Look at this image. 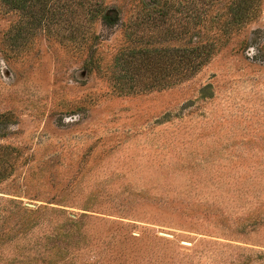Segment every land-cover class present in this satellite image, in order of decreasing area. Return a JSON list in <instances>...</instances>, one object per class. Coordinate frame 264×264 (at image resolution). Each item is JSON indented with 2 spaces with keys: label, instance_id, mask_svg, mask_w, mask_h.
Here are the masks:
<instances>
[{
  "label": "rangeland",
  "instance_id": "rangeland-1",
  "mask_svg": "<svg viewBox=\"0 0 264 264\" xmlns=\"http://www.w3.org/2000/svg\"><path fill=\"white\" fill-rule=\"evenodd\" d=\"M104 2L95 43L0 3V264H264V0ZM144 2L168 48L117 61Z\"/></svg>",
  "mask_w": 264,
  "mask_h": 264
},
{
  "label": "trees",
  "instance_id": "trees-1",
  "mask_svg": "<svg viewBox=\"0 0 264 264\" xmlns=\"http://www.w3.org/2000/svg\"><path fill=\"white\" fill-rule=\"evenodd\" d=\"M76 1V2H75ZM261 0H231L230 6H228V14H230L229 28L233 30V32L238 33L243 26L251 19H253L260 6ZM72 2V8L70 13L72 12V27H74V36L70 37V39L74 38L77 34L78 27L82 26L80 18L86 19V28L84 29V35H88L89 39H92L90 42L95 43L97 35L93 33L92 30H89V25L92 26V23L95 20L101 21L106 25H111L114 21L113 18L107 13V10L110 8L108 4L104 2V0H69V3H66V0L61 4L60 1L56 0H0V3L7 9L18 12L21 17H30L32 21H36L37 25L47 32V34H52L54 31L51 30V25H55L56 21L61 19V22L65 20L66 11H68V7ZM76 3V4H75ZM71 7V6H70ZM70 9V8H69ZM140 15L137 16L134 21V27L138 28L135 32L127 35L131 38V44L128 45L117 53V61L119 60V55H128L130 57H137L141 59V61L151 60L153 53L159 51H166L167 46H163L162 48H157L153 46V40L151 37L153 36L152 32H150L151 24L155 22L157 17L160 16L162 20V15L165 12L162 10L155 9L154 5H150L149 3H143ZM74 15V16H73ZM19 22H22L19 21ZM90 26V27H91ZM73 28L71 30V33ZM80 32V31H79ZM165 31L163 29L161 34H164ZM21 35V32H18V29L15 33L12 34L11 39L16 40ZM71 35V34H70ZM133 38H132V36ZM94 39V40H93ZM213 47L212 44L205 46L201 43L195 44L194 46H188V54L180 60L186 63H192L194 57H196L201 51L204 53H208L209 49ZM186 51V50H184ZM89 67L88 70H92L94 68V58L92 56L87 61ZM128 75V74H127ZM125 74H117L116 82L117 86L121 91H128L130 89V85L128 86V81L133 83V74L128 76ZM133 86V84H131ZM127 87V89L125 88Z\"/></svg>",
  "mask_w": 264,
  "mask_h": 264
}]
</instances>
